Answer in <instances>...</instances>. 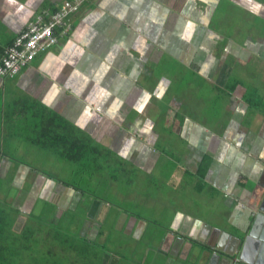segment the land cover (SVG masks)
Wrapping results in <instances>:
<instances>
[{
  "label": "crops",
  "instance_id": "1",
  "mask_svg": "<svg viewBox=\"0 0 264 264\" xmlns=\"http://www.w3.org/2000/svg\"><path fill=\"white\" fill-rule=\"evenodd\" d=\"M65 1L0 0V62L5 49L38 14L53 12ZM222 1L93 0L71 14V29L56 45L39 52L20 74L0 78V150L8 148L7 138H19L27 131L38 135L27 136L34 145L65 150L67 146L60 141L43 144L48 122L64 123L70 139L89 140L97 149L108 140L107 150L93 153H107V161L116 162L124 174L134 175L135 182L130 184L136 190L130 194L118 190L117 198L120 204L143 209L138 214L115 207L17 165L12 182L22 193L9 199L0 191V203L8 199L19 213L16 221L26 220L25 228L12 230L22 248L34 244L28 245L32 242L26 235L28 229L42 238L48 235L45 240L51 235L46 227L28 228L27 215L43 200L58 211L83 208L86 213L82 235L88 245L71 246L58 255L67 257L70 264L81 257L88 264L92 259L119 264L116 255L97 249L101 242H109V226L113 227L110 231L123 234L116 246L130 252L133 264H143V253L148 264H192L189 256L182 260L189 245L210 253L216 246L231 250V236L245 230L250 221L253 196L247 191L254 188V182L264 183V113L246 101L245 94L235 93L238 83H230L233 63L228 59L246 64L252 55L245 44L210 28ZM225 1L251 13L264 9L257 0ZM226 42V48L219 45ZM263 49L257 58L264 72ZM169 60L226 91L230 115L214 122L199 117L193 105L183 100L166 106V94L178 77L166 66ZM55 131L66 132L56 127ZM171 136L178 138L180 148L166 142ZM11 160L0 153L3 178L12 170ZM168 165H178V171L199 179L201 186L185 190L159 186L153 191L140 184V179L150 180ZM25 183L31 187L24 192ZM189 195H197V202L189 201ZM48 252L56 255V250ZM34 260L40 264L43 259Z\"/></svg>",
  "mask_w": 264,
  "mask_h": 264
},
{
  "label": "rangeland",
  "instance_id": "2",
  "mask_svg": "<svg viewBox=\"0 0 264 264\" xmlns=\"http://www.w3.org/2000/svg\"><path fill=\"white\" fill-rule=\"evenodd\" d=\"M259 3L264 4V0H257ZM242 5L232 3L231 1L223 0L218 9L215 12L212 24L210 28L224 35L225 38H234L240 43L245 44L250 33L254 32L253 28L258 26V32L261 37H264V19L255 17L251 12L245 10ZM223 46V44H219ZM228 62L233 63V74L230 79L232 86L238 83L235 93L246 95V101L254 104L258 111L264 113V72L261 71L262 60L257 62L251 58L246 64L237 63L232 58L228 59ZM166 66L178 73L176 79L173 80L172 85L164 102L166 106L169 104L177 105V102L183 100V102L192 104L196 113L203 119H215L219 116L226 117L230 115L227 111V103L229 97L226 91L219 89L209 81L203 80L198 76L193 75L189 70L183 69L182 66L173 62V60L166 61ZM231 66V65H230ZM186 74V77H182ZM173 78V75L171 74ZM191 82V84H189ZM187 83V84H186ZM182 102V101H181ZM34 125V124H31ZM31 136L33 139L38 137L36 133L30 131L21 132L18 134L19 138H7L5 143L8 146L6 150H0V153H4L10 157L13 162V167L9 175L4 178L0 173V191L7 195L9 199H15L20 196L22 190H18L13 185V178H15V166H25L41 174H44L50 179L56 180L60 183L66 184V186L75 187L84 192L85 195H91L92 197H98L100 199L110 202L115 207L124 208L135 213H143L142 208H135L133 204H120L117 198V192L126 191V194H130L136 190V187L131 186L130 181L135 182L134 175H126L119 169L120 166L116 162L107 161L106 154H95L92 150H86L83 157L77 160L63 159L52 149L40 148L34 145L28 140L27 136ZM163 139L160 140V146ZM1 141V140H0ZM166 142L171 144V147H179L180 141L175 136H171ZM98 146L100 143H96ZM108 140L103 141L101 147L98 150H107ZM163 147V146H162ZM175 162V161H174ZM172 163V162H170ZM177 164V162H175ZM180 163V161H178ZM177 165H168L164 172L156 173V176L148 179H140V184L143 186H150V190H155L157 187L162 186L166 190L171 187H182V190L187 189V186L196 187L201 186L199 179L195 177H189L183 171L178 168ZM178 168V170H177ZM140 174L141 171H139ZM18 174V172H17ZM147 176V175H145ZM158 177H160L158 180ZM163 183V184H160ZM204 184V183H203ZM205 186V184H204ZM30 185L25 183L22 188L25 190L30 189ZM207 189V188H206ZM209 189V188H208ZM179 191V190H178ZM206 191V190H205ZM193 192V191H192ZM211 192V191H210ZM194 193V192H193ZM179 191V195H180ZM197 195H189V201L197 202ZM202 198V197H201ZM9 200L1 203L6 221L12 224V227L16 226L18 230L25 228L26 220L17 218L19 213L17 210L11 209L12 205L9 204ZM221 201V199H219ZM201 204V202H198ZM116 210V209H115ZM85 214L83 208H80L76 212L58 211L55 206L52 207L49 203L39 200L35 204L33 212L27 215V218L31 220L28 228L33 226L46 227L51 234L47 240L44 237L37 236L27 230L26 233L28 239L32 242H28V245L33 244L26 248H19L22 250V258L26 261L33 259H43L40 264H54L58 261L59 264H70L67 257L59 258L58 255L65 251L67 252L71 246H86L88 245L86 238L82 235V226L85 222ZM151 217V216H146ZM17 222V224H16ZM54 224H51V223ZM50 223V224H49ZM48 224V225H47ZM11 227V226H8ZM112 230L113 227L109 226ZM108 230L111 237L109 242H101L98 244L97 249L104 254L116 255L119 264H133L132 255L128 251H124L123 247L118 248L116 246L117 239L123 234H118L117 231ZM104 231V230H103ZM60 235V236H59ZM120 235V236H119ZM62 238V240H61ZM124 238H126L124 236ZM37 239V241H36ZM111 239L113 242H111ZM96 246V245H94ZM55 248V249H54ZM56 250V255L48 254L49 250ZM151 255V253H150ZM102 258V257H101ZM143 260V264H148V260L143 256L140 257ZM103 259H105L103 257ZM99 259H92V264H100ZM74 264H88L87 259L80 258ZM141 264V262H139Z\"/></svg>",
  "mask_w": 264,
  "mask_h": 264
},
{
  "label": "built area",
  "instance_id": "3",
  "mask_svg": "<svg viewBox=\"0 0 264 264\" xmlns=\"http://www.w3.org/2000/svg\"><path fill=\"white\" fill-rule=\"evenodd\" d=\"M93 0H66L53 12L38 14L5 49L0 62V78L14 77L27 68L39 52L59 42L70 31V16Z\"/></svg>",
  "mask_w": 264,
  "mask_h": 264
},
{
  "label": "water",
  "instance_id": "4",
  "mask_svg": "<svg viewBox=\"0 0 264 264\" xmlns=\"http://www.w3.org/2000/svg\"><path fill=\"white\" fill-rule=\"evenodd\" d=\"M253 185L254 188L247 191L253 196L250 221L245 230H240L239 233L231 236V250L224 251L216 246L215 251L210 253L201 250L200 247L196 249L193 245H189L188 248L185 246V249L188 250L186 257L184 256L182 260L187 261V256H189V261L191 260L192 264H206L207 261L213 262V264H264V196L261 198V194L264 192V183L261 185L259 182H254ZM177 245H181V242Z\"/></svg>",
  "mask_w": 264,
  "mask_h": 264
},
{
  "label": "trees",
  "instance_id": "5",
  "mask_svg": "<svg viewBox=\"0 0 264 264\" xmlns=\"http://www.w3.org/2000/svg\"><path fill=\"white\" fill-rule=\"evenodd\" d=\"M55 127L59 129H65V135H62V133L55 134V132H57L55 131ZM67 130H69L68 126L64 123L48 122V127L45 131V135L42 137L45 140V143L43 144L48 143L47 145L52 146L55 145V142H63L65 146H67L66 149L54 151L58 155H60V157L67 160H77L80 157H83L86 153V150H83L84 148H90V150H98L95 146L90 144L89 140H83L77 137L70 139L67 134H71L67 132ZM42 138H40L38 142H40ZM73 142H75V144ZM66 143H70L71 145L68 147ZM11 209L14 208L12 207ZM5 214L6 213L4 212V209L2 208L0 203V264H37L34 259L25 262V260L22 258V250L19 249L21 248L20 238L12 231L15 226L12 227V224H9L6 221L7 217L5 216ZM32 233L34 234V232Z\"/></svg>",
  "mask_w": 264,
  "mask_h": 264
},
{
  "label": "flooded vegetation",
  "instance_id": "6",
  "mask_svg": "<svg viewBox=\"0 0 264 264\" xmlns=\"http://www.w3.org/2000/svg\"><path fill=\"white\" fill-rule=\"evenodd\" d=\"M247 1V0H246ZM250 0H248L247 1V3L249 2ZM252 13H253V15L254 16H257L258 15V17L259 18H262V19H264V9H262V10H260V11H257V10H252ZM253 30H254V32L252 33H250V37L248 38V40L246 41V43H245V46H246V48L249 50V52L251 53V55H252V58L254 59V60H259L258 58L260 57L259 55H260V50H262L263 49V47H264V37H261V35H259V32H258V26H255L254 28H253ZM259 45H262L263 47H260ZM223 46H225V48H226V46H227V42L223 45ZM259 48V50H257ZM264 50V49H263ZM257 51H258V53H257ZM223 52V51H222ZM221 52V53H222ZM257 56H258V58H257ZM261 60V59H260Z\"/></svg>",
  "mask_w": 264,
  "mask_h": 264
}]
</instances>
